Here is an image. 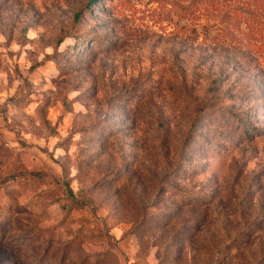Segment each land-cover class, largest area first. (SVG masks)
<instances>
[{"label":"rangeland","instance_id":"1","mask_svg":"<svg viewBox=\"0 0 264 264\" xmlns=\"http://www.w3.org/2000/svg\"><path fill=\"white\" fill-rule=\"evenodd\" d=\"M90 1L0 0V264H264V0Z\"/></svg>","mask_w":264,"mask_h":264},{"label":"trees","instance_id":"2","mask_svg":"<svg viewBox=\"0 0 264 264\" xmlns=\"http://www.w3.org/2000/svg\"><path fill=\"white\" fill-rule=\"evenodd\" d=\"M94 3H95V0H91L88 4H87V6L90 8V7H94L93 5H94ZM79 14L80 13H77V17H79ZM243 123H244V121H242ZM245 124V123H244Z\"/></svg>","mask_w":264,"mask_h":264}]
</instances>
